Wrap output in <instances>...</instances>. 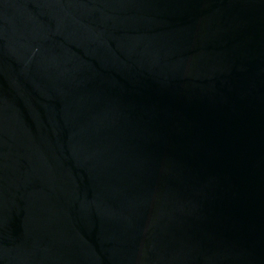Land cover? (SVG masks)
<instances>
[{
    "label": "water",
    "instance_id": "95a60500",
    "mask_svg": "<svg viewBox=\"0 0 264 264\" xmlns=\"http://www.w3.org/2000/svg\"><path fill=\"white\" fill-rule=\"evenodd\" d=\"M0 264H264V0H0Z\"/></svg>",
    "mask_w": 264,
    "mask_h": 264
}]
</instances>
